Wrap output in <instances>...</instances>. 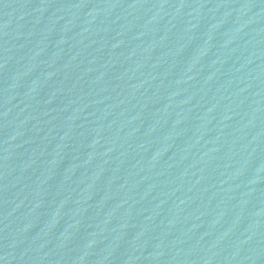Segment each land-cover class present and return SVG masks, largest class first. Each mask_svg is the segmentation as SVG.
<instances>
[{"label": "water", "instance_id": "obj_1", "mask_svg": "<svg viewBox=\"0 0 264 264\" xmlns=\"http://www.w3.org/2000/svg\"><path fill=\"white\" fill-rule=\"evenodd\" d=\"M0 264H264V0H0Z\"/></svg>", "mask_w": 264, "mask_h": 264}]
</instances>
